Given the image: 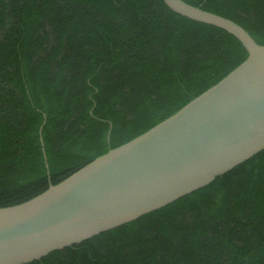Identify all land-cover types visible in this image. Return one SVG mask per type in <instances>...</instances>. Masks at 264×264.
<instances>
[{
	"label": "trees",
	"instance_id": "trees-1",
	"mask_svg": "<svg viewBox=\"0 0 264 264\" xmlns=\"http://www.w3.org/2000/svg\"><path fill=\"white\" fill-rule=\"evenodd\" d=\"M183 1L264 45V0ZM246 57L234 36L163 0H0V207L142 134ZM29 264H264V149L203 188Z\"/></svg>",
	"mask_w": 264,
	"mask_h": 264
},
{
	"label": "water",
	"instance_id": "water-1",
	"mask_svg": "<svg viewBox=\"0 0 264 264\" xmlns=\"http://www.w3.org/2000/svg\"><path fill=\"white\" fill-rule=\"evenodd\" d=\"M163 2L180 16L234 36L247 57L142 134L40 194L0 207V264H29L134 221L264 149V45L228 18L183 0Z\"/></svg>",
	"mask_w": 264,
	"mask_h": 264
}]
</instances>
